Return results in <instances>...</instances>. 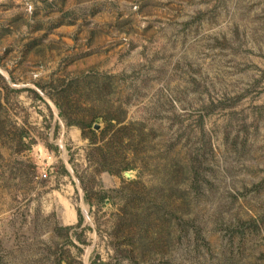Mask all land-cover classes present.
<instances>
[{
	"label": "rangeland",
	"instance_id": "374dc122",
	"mask_svg": "<svg viewBox=\"0 0 264 264\" xmlns=\"http://www.w3.org/2000/svg\"><path fill=\"white\" fill-rule=\"evenodd\" d=\"M101 263L264 264V0H0V264Z\"/></svg>",
	"mask_w": 264,
	"mask_h": 264
},
{
	"label": "trees",
	"instance_id": "16d2710c",
	"mask_svg": "<svg viewBox=\"0 0 264 264\" xmlns=\"http://www.w3.org/2000/svg\"><path fill=\"white\" fill-rule=\"evenodd\" d=\"M90 141H91V140H90ZM91 144H93L92 141H91ZM93 150H94V151H96V150L99 151V150H100V147L96 146V147L93 148ZM106 171L109 172V173H116V172H117V171H113V170H110V169H107V168H106ZM79 222H80V217H78V223H79ZM101 264H103V263H101Z\"/></svg>",
	"mask_w": 264,
	"mask_h": 264
}]
</instances>
